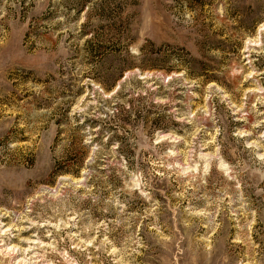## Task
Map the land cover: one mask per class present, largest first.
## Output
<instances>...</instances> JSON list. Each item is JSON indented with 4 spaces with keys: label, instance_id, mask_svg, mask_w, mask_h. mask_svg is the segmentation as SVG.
Masks as SVG:
<instances>
[{
    "label": "rangeland",
    "instance_id": "obj_1",
    "mask_svg": "<svg viewBox=\"0 0 264 264\" xmlns=\"http://www.w3.org/2000/svg\"><path fill=\"white\" fill-rule=\"evenodd\" d=\"M0 264H264V0H0Z\"/></svg>",
    "mask_w": 264,
    "mask_h": 264
},
{
    "label": "trees",
    "instance_id": "obj_2",
    "mask_svg": "<svg viewBox=\"0 0 264 264\" xmlns=\"http://www.w3.org/2000/svg\"><path fill=\"white\" fill-rule=\"evenodd\" d=\"M143 55H146V54H145V49H144V47L141 48V52H140V56H143ZM133 66H134V65H128L127 67H128V68H132ZM144 66H145V64H144ZM144 66L141 65V67H144ZM114 85H115V84L111 85L110 88L114 87Z\"/></svg>",
    "mask_w": 264,
    "mask_h": 264
}]
</instances>
